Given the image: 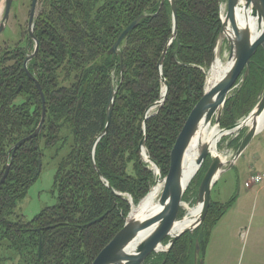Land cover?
<instances>
[{
  "label": "trees",
  "instance_id": "16d2710c",
  "mask_svg": "<svg viewBox=\"0 0 264 264\" xmlns=\"http://www.w3.org/2000/svg\"><path fill=\"white\" fill-rule=\"evenodd\" d=\"M160 1L47 0L35 18L38 50L27 70L41 86L46 115L38 137L15 151L0 186V263L16 257L13 264H92L123 228L131 210L127 196L137 204L149 192L154 175L141 159L139 143L144 114L161 97L157 64L172 35L170 4L165 0L156 13ZM219 3L175 0L177 36L162 66L168 92L162 107L146 121V155L163 177L177 136L203 96V68L212 63L221 30ZM141 15L138 26L120 44V64L118 55L107 52ZM26 44L6 52L10 58L0 54V179L13 146L33 133L41 115L39 94L23 68L34 49L27 33ZM10 59L14 64L6 66ZM112 84L116 93L111 123L95 146L93 164L92 146L105 129ZM263 93L264 51L259 47L248 75L225 102L220 127H231L248 115ZM18 97H24L21 104L15 102ZM63 131L72 135V143L55 172L56 204L25 220L16 208L39 177L40 141L58 156L67 144ZM238 145L239 140H229L234 150ZM207 164L199 174L205 173ZM106 183L120 196L112 194ZM232 203H211L203 227L182 235L169 253L152 254L143 264H194L195 242L203 259L212 229ZM8 251L14 256H7Z\"/></svg>",
  "mask_w": 264,
  "mask_h": 264
},
{
  "label": "water",
  "instance_id": "95a60500",
  "mask_svg": "<svg viewBox=\"0 0 264 264\" xmlns=\"http://www.w3.org/2000/svg\"><path fill=\"white\" fill-rule=\"evenodd\" d=\"M38 0H31L30 10L27 22V34L28 37L34 42L33 52L27 56L23 63V68L28 76V78L34 82L37 92L41 100V116L39 124L34 132L27 136L26 138L17 142L13 148L12 153L9 158V163L5 168V172L0 179V186L4 183L12 163V158L19 146L35 139L41 131V128L45 121V98L41 89L39 82L34 78L33 75L27 70V64L30 60L36 57L38 50V42L33 36V21L35 16V9ZM170 4L171 18H172V35L167 41L162 54L158 60L157 69L159 74V80L161 83V97L149 107L143 117V133L144 137L139 143V151L141 159L144 163L148 164V169L153 171L155 174V182H162V189L157 200L158 209L156 212L150 216L136 220L130 218L125 222L123 228L112 238V240L99 252L92 264H143L144 261L150 257L152 254H167L173 247L174 243L184 234L193 233V231L199 228L205 219L208 212L210 204V191L213 185L217 182L222 173L226 170L234 167L239 157L243 155L251 141L254 137L259 134V125L256 122V117L264 112V93L260 97L257 104L250 111L247 117L238 121L231 127L220 128V120L223 112V108L226 100L229 97L230 92L236 87L237 82H242L249 73L251 58L257 52L260 47L264 51V0H226V11L222 13V0H220V20H221V30L214 48V55L212 63L215 61L216 50L222 47V44L226 42L229 48L228 61L232 62L231 67L227 72L209 89L205 87L202 98L197 102L194 108L188 115L181 131L179 132L177 139L170 151L169 155V169L166 176L161 179V171L158 165L153 162L146 155V121L150 117L154 110H159L166 98L168 92V84L162 76V66L167 53L168 48L175 40L177 36V10L175 0H167ZM13 0H5V5L3 9V15L0 21V35L3 33L7 20L9 18V12ZM165 0H161L158 5V13L162 8ZM244 3V7L251 10L253 17L257 19L260 25V32L255 38L251 37L247 31L239 28L236 21V9L241 4ZM143 15L139 16L133 20L117 37L114 44L111 46L108 55L114 56L118 55L120 57V64H122L121 54H120V44L125 36L134 30ZM230 26L233 38L225 35L224 30L226 26ZM211 63V66H212ZM210 66V69H211ZM121 68V67H120ZM209 69V70H210ZM121 73V71H120ZM209 73V72H208ZM209 75V74H208ZM115 86L112 84L110 87L108 102H107V113H106V125L104 131L98 136L96 141L92 146L91 159L94 164V149L99 141V139L106 133L110 123L111 114L113 107V100L115 97ZM81 101L79 100L77 104V109H79ZM215 118V124L219 128L222 134V138L238 134L242 129L247 128L244 136L239 142L235 154L232 159L228 160L227 157L220 154V156H213L209 148L204 145L200 148L199 157L197 159L198 169L195 175L199 172L205 160L210 157V164L204 173L202 180L197 189V196L195 200L196 204H201L202 209L198 220L190 227L185 228L178 234H172L173 226L177 220L179 209L183 206L182 198L183 194L188 187L184 185L181 178V167L183 163V157L185 152L191 142L192 137L201 123H210L211 120ZM250 121V122H248ZM224 158V160H222ZM151 166V167H150ZM98 174L100 172L97 170ZM104 181V180H103ZM106 186L111 191L112 194L120 196L119 193L115 192L107 183ZM146 197V196H145ZM129 205L132 207L133 202L131 197L127 196ZM181 220V219H180ZM148 231L147 236L140 241L137 247L132 253L126 252V247L131 243L140 233ZM166 238H169L168 244L163 245ZM42 237L39 238L38 245V256L40 257L41 252ZM164 264V263H162ZM194 264H203V260L200 258V247L199 243L195 242L194 248Z\"/></svg>",
  "mask_w": 264,
  "mask_h": 264
},
{
  "label": "rangeland",
  "instance_id": "374dc122",
  "mask_svg": "<svg viewBox=\"0 0 264 264\" xmlns=\"http://www.w3.org/2000/svg\"><path fill=\"white\" fill-rule=\"evenodd\" d=\"M46 2L47 0L37 1L34 20L40 14ZM30 3L31 0H13L12 2L9 12V18L7 20L3 33L0 35V54L5 52L7 56L6 58L8 57L10 58L12 56L10 53L9 55L6 52L13 51V49L16 48L18 45L21 46L27 45L26 33H27V22H28L29 10H30ZM4 5H5V0H0V12H1L0 21L3 15ZM222 6H221L222 13L224 14L226 11V0H223ZM33 25H34V21H33ZM218 55L220 58L219 61L221 67H223L225 62L228 61V57H229V48L226 42L222 44V47L220 48ZM12 64H14V61L10 59V62L8 61L6 63V66H11ZM210 66L208 68H203V71H205L206 73L205 81L207 80L209 74L208 72L210 71L209 70ZM114 83H116V78ZM240 83L237 82L236 87L230 92L229 96L233 94L234 90L238 87ZM23 98L24 97H18L17 100L15 101L16 104H21ZM247 116L248 115H246L245 117ZM245 117L241 118L240 120L244 119ZM214 124H215V118L213 117V119L211 120V127ZM246 130L247 128H244L237 135L233 134L221 138L216 146V150L223 156L227 157L228 160L232 159V157L235 154V150L232 147L228 146L229 140L236 139L239 140L240 142ZM64 132L65 131H63V134L65 135ZM262 132H261L262 133L261 137L255 139L253 143L249 147H247L243 155L239 157V159L237 160L234 167L226 170L224 173L221 174V176L219 177L217 182L213 185L210 191V204L213 202L218 204H225L231 200L233 201L232 207L226 212V214L221 218V220L217 224L220 234L217 242L219 243L220 236H222L223 242L225 241L226 238L224 247L225 249L228 250L230 259L229 262H226L223 259L225 253L216 256H214V254L212 253L210 257H208V255L203 257L202 259L203 264H264L261 261L254 260L255 258L264 259V238L261 235V241L263 245L253 243V239H255V235H256L255 234L256 224L260 225L264 221V217H262L264 215V191L258 192V188L260 187V185L257 186L253 185L251 188H246L244 186L245 182L250 179L251 175H253L256 171L261 172L259 163L256 162V155L259 154L260 148L256 146L258 140H261L262 143H264V131ZM65 136H66L67 144L64 143L62 145L61 147L62 149L60 148L61 150L59 151V155L55 157H54L55 149L51 147H46L44 144V140L40 141V147L43 152V158L41 162V171L39 177L29 187L25 197L17 203V208H16V213L18 215H21L25 220H31L33 217L39 214L43 209L47 207H51L56 204L57 194L54 186L55 172L57 169L58 162L68 152L67 145L72 143L71 142L72 135L69 132H67ZM210 161L211 159L210 157H208L203 163L202 167L207 162L208 163L207 168H208ZM202 167L200 168L199 172L194 176L193 180L190 182V184L188 185V187L186 188L183 194L184 197L182 198L183 206L179 209L178 212V216H177V220H179L178 222L182 221V219L185 218L187 215V210L184 208V206H189L190 208H197V206L195 205V200L197 196V189L204 175V173L199 174L200 171L202 170ZM153 175L155 180V174L153 173ZM164 177L161 174V179H163ZM154 182L151 185V187L154 185ZM124 197L126 198L125 195ZM143 198L137 204L133 203V206L132 207L130 206L131 210L127 215L126 221L129 219L132 209L134 207H138L139 203L143 200ZM227 230H228V234H227ZM168 241L169 238H166L163 242V245L168 244ZM258 251L263 252L261 257H256ZM8 253L9 254L7 256L13 255L11 254V251H8ZM0 255L2 254L0 253ZM193 257H194V253H193ZM16 261L17 258L15 257L13 261L9 260L4 264H13Z\"/></svg>",
  "mask_w": 264,
  "mask_h": 264
},
{
  "label": "bare ground",
  "instance_id": "6f19581e",
  "mask_svg": "<svg viewBox=\"0 0 264 264\" xmlns=\"http://www.w3.org/2000/svg\"><path fill=\"white\" fill-rule=\"evenodd\" d=\"M224 6V5H223ZM222 6V8H223ZM1 13V12H0ZM236 21L239 28L247 31L251 37L255 38L260 32V23L255 17H253L251 10L244 7L242 2L236 9ZM224 33L226 36L233 38L230 26H226ZM219 47L216 50L215 61L212 63L209 75L206 80V88L209 89L214 85L231 67L232 62H225L224 66L221 67L219 61ZM250 122V121H248ZM256 122L259 125V131L264 124V112L256 117ZM251 123V122H250ZM222 138V134L219 128L212 126L210 123H201L197 128L195 135L192 137L191 142L183 157V163L181 167V178L184 185H189L193 180L195 173L198 169L197 159L199 157L200 148L206 145L213 156H220V153L216 150V146L219 140ZM224 160V158H222ZM162 189V182L157 181L149 190L146 197L139 203L138 207H134L131 211L130 218L136 220L144 219L158 209L157 198ZM197 208H190L184 206L187 210V215L180 222H176L172 229V234H178L185 228L192 226L199 218L202 205L196 204ZM148 231L140 233L131 243L126 247V252L132 253L142 239H144Z\"/></svg>",
  "mask_w": 264,
  "mask_h": 264
},
{
  "label": "crops",
  "instance_id": "0c3cea01",
  "mask_svg": "<svg viewBox=\"0 0 264 264\" xmlns=\"http://www.w3.org/2000/svg\"><path fill=\"white\" fill-rule=\"evenodd\" d=\"M263 127H264V124H263L262 128ZM262 131H264V128L262 129ZM261 132L254 137V139L251 141V143L249 144V146L253 143V141L255 139L261 137V135L263 133V132L262 133ZM256 147H259L260 148L259 154L256 155V162L259 163L261 172H257L256 171L253 175L262 176V181L260 183L256 184V186L257 185H260V187L258 188V192L259 191L260 192H263L264 191V143H262L261 140H258ZM232 205L233 204H231L230 208L232 207ZM262 217H264V215ZM217 224H216V226L211 231V235H210L209 241L207 243L204 256L208 255V257H210L212 253L214 254V256L225 253V255L223 256V259L226 262H229L230 256L228 254V250L225 249V247H224V243L226 241V238H225V241L223 242L222 241V236H220V241H219V243L217 242L218 239H219V235H220L219 234V229L217 227ZM227 234H228V230H227ZM227 234H226V236H227ZM255 234L256 235H255V239H253V243L263 245V243L261 241V235L264 238V221L260 225L259 224H256ZM262 254H263V252L258 251L257 254H256V257H261ZM254 260L255 261H261L262 263H264V259H262V258L261 259L255 258Z\"/></svg>",
  "mask_w": 264,
  "mask_h": 264
},
{
  "label": "built area",
  "instance_id": "2783aa9c",
  "mask_svg": "<svg viewBox=\"0 0 264 264\" xmlns=\"http://www.w3.org/2000/svg\"><path fill=\"white\" fill-rule=\"evenodd\" d=\"M262 181V176L259 175H251L250 179L245 182L244 186L246 188H251L253 185H256Z\"/></svg>",
  "mask_w": 264,
  "mask_h": 264
}]
</instances>
